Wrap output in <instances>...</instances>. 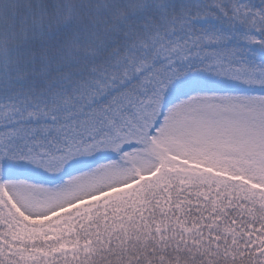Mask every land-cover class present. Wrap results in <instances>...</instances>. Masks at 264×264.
<instances>
[{"label": "snow or ice", "instance_id": "snow-or-ice-1", "mask_svg": "<svg viewBox=\"0 0 264 264\" xmlns=\"http://www.w3.org/2000/svg\"><path fill=\"white\" fill-rule=\"evenodd\" d=\"M0 264H264V0H0Z\"/></svg>", "mask_w": 264, "mask_h": 264}]
</instances>
